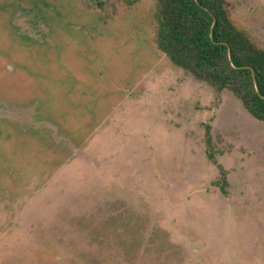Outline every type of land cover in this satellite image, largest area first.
I'll use <instances>...</instances> for the list:
<instances>
[{"label": "rangeland", "instance_id": "rangeland-1", "mask_svg": "<svg viewBox=\"0 0 264 264\" xmlns=\"http://www.w3.org/2000/svg\"><path fill=\"white\" fill-rule=\"evenodd\" d=\"M264 48V0H226ZM157 0H0V264H264V121L157 46Z\"/></svg>", "mask_w": 264, "mask_h": 264}, {"label": "trees", "instance_id": "trees-1", "mask_svg": "<svg viewBox=\"0 0 264 264\" xmlns=\"http://www.w3.org/2000/svg\"><path fill=\"white\" fill-rule=\"evenodd\" d=\"M157 2L160 51L217 92H232L253 117L264 121V48L236 27L226 0Z\"/></svg>", "mask_w": 264, "mask_h": 264}]
</instances>
